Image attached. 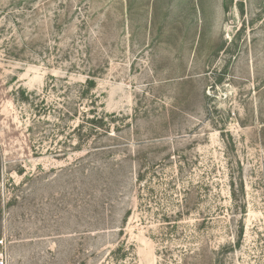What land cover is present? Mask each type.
Here are the masks:
<instances>
[{
    "label": "rangeland",
    "instance_id": "1",
    "mask_svg": "<svg viewBox=\"0 0 264 264\" xmlns=\"http://www.w3.org/2000/svg\"><path fill=\"white\" fill-rule=\"evenodd\" d=\"M0 251L264 264V0H0Z\"/></svg>",
    "mask_w": 264,
    "mask_h": 264
},
{
    "label": "built area",
    "instance_id": "2",
    "mask_svg": "<svg viewBox=\"0 0 264 264\" xmlns=\"http://www.w3.org/2000/svg\"><path fill=\"white\" fill-rule=\"evenodd\" d=\"M7 256L4 251H0V264H6Z\"/></svg>",
    "mask_w": 264,
    "mask_h": 264
},
{
    "label": "trees",
    "instance_id": "3",
    "mask_svg": "<svg viewBox=\"0 0 264 264\" xmlns=\"http://www.w3.org/2000/svg\"><path fill=\"white\" fill-rule=\"evenodd\" d=\"M88 86H93V81H87Z\"/></svg>",
    "mask_w": 264,
    "mask_h": 264
}]
</instances>
